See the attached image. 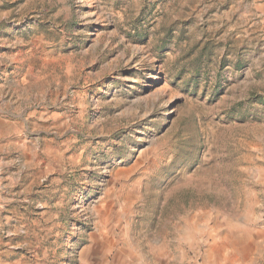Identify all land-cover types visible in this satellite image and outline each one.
I'll list each match as a JSON object with an SVG mask.
<instances>
[{"label": "rangeland", "instance_id": "1", "mask_svg": "<svg viewBox=\"0 0 264 264\" xmlns=\"http://www.w3.org/2000/svg\"><path fill=\"white\" fill-rule=\"evenodd\" d=\"M264 0H0V264H264Z\"/></svg>", "mask_w": 264, "mask_h": 264}, {"label": "built area", "instance_id": "2", "mask_svg": "<svg viewBox=\"0 0 264 264\" xmlns=\"http://www.w3.org/2000/svg\"><path fill=\"white\" fill-rule=\"evenodd\" d=\"M263 225H264V219H263Z\"/></svg>", "mask_w": 264, "mask_h": 264}]
</instances>
